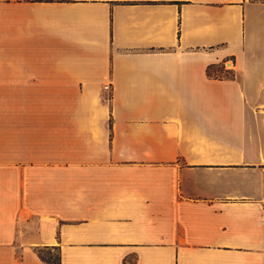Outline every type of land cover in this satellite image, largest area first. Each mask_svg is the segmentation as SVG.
Returning a JSON list of instances; mask_svg holds the SVG:
<instances>
[{
  "label": "crops",
  "instance_id": "crops-1",
  "mask_svg": "<svg viewBox=\"0 0 264 264\" xmlns=\"http://www.w3.org/2000/svg\"><path fill=\"white\" fill-rule=\"evenodd\" d=\"M48 251L264 264V0H0V264Z\"/></svg>",
  "mask_w": 264,
  "mask_h": 264
},
{
  "label": "built area",
  "instance_id": "built-area-1",
  "mask_svg": "<svg viewBox=\"0 0 264 264\" xmlns=\"http://www.w3.org/2000/svg\"><path fill=\"white\" fill-rule=\"evenodd\" d=\"M220 71H216L213 73V76H217V77H223V76H233V70H234V62L232 59H227L225 60L221 66H220ZM106 89H110L111 86L110 85H106L105 86Z\"/></svg>",
  "mask_w": 264,
  "mask_h": 264
},
{
  "label": "trees",
  "instance_id": "trees-1",
  "mask_svg": "<svg viewBox=\"0 0 264 264\" xmlns=\"http://www.w3.org/2000/svg\"><path fill=\"white\" fill-rule=\"evenodd\" d=\"M220 68L221 67H216V66H211V67H209V69H208V74L209 75H212L213 76V73L215 72V71H220ZM44 259L49 263V264H59V257L58 256H56L54 259L53 258H51V257H45L44 256Z\"/></svg>",
  "mask_w": 264,
  "mask_h": 264
},
{
  "label": "rangeland",
  "instance_id": "rangeland-1",
  "mask_svg": "<svg viewBox=\"0 0 264 264\" xmlns=\"http://www.w3.org/2000/svg\"><path fill=\"white\" fill-rule=\"evenodd\" d=\"M58 255V253L56 251H48L46 254H45V257H51V258H55L56 256Z\"/></svg>",
  "mask_w": 264,
  "mask_h": 264
}]
</instances>
